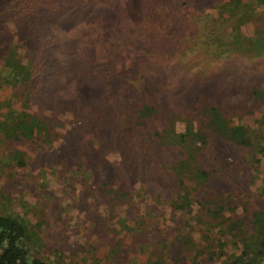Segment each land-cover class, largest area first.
<instances>
[{
  "label": "trees",
  "instance_id": "obj_1",
  "mask_svg": "<svg viewBox=\"0 0 264 264\" xmlns=\"http://www.w3.org/2000/svg\"><path fill=\"white\" fill-rule=\"evenodd\" d=\"M30 1L40 23L26 20L29 48L2 42L6 29L0 38V91L5 94L0 99V160L6 156L9 164L26 168L32 153L57 151L61 142L70 146L63 175L79 177L77 183L90 188L88 203L98 202L109 226L122 210H131L120 229L130 247L138 239L131 228L147 236L140 254L145 264H162L163 257L171 259L169 264H200L193 229L186 228L187 219H176L186 208L183 185L210 187L207 182L224 152L219 140L238 150L231 163L226 161L230 174L251 184L256 172H264V69L245 79L230 67L233 47L224 37L227 29L234 48L250 59L262 53V44L242 31L253 12L241 6L250 2L221 1L215 5L219 20L209 11L201 13L203 0L24 2ZM227 15L239 22L225 26ZM243 41L246 45L240 46ZM253 105L252 113L238 115L231 109ZM81 108L93 109V118L84 120ZM66 131L72 134L64 140ZM84 165L93 169L87 172ZM103 168L114 171L112 182L95 177ZM98 190L108 197L99 201ZM240 192L227 190V203L214 201L216 215L205 221L206 228L220 233L204 252L216 259L214 264H264V233L248 241L240 219L230 213L223 217L224 210L239 206ZM254 217L263 221V211ZM193 218L202 221L201 214ZM26 238L19 214L0 213V264H65L31 256ZM213 241L217 246L209 248ZM178 244L186 253L174 258Z\"/></svg>",
  "mask_w": 264,
  "mask_h": 264
},
{
  "label": "rangeland",
  "instance_id": "obj_2",
  "mask_svg": "<svg viewBox=\"0 0 264 264\" xmlns=\"http://www.w3.org/2000/svg\"><path fill=\"white\" fill-rule=\"evenodd\" d=\"M24 1L26 0H0V38L4 33V29H6L5 32L8 30L9 32L4 33L1 41L6 42L10 47L23 45L29 48V43L25 37L28 32L26 20L32 22L36 18V21L40 23L39 13H33L29 9L30 6H28L33 1L29 3ZM221 1L224 0L201 1V13L209 11L219 19L218 6L215 5ZM248 2H250V6L242 5L241 11L251 8L253 15L246 17L248 21L242 26V31L262 44V53L258 57L250 59L246 52L243 53L240 49L234 48L235 46H233L227 29L224 31V37L226 44L233 47L230 67L239 71L245 79L250 80L253 73L260 74L264 69V4L260 3V0H248ZM34 7L32 4L31 8ZM238 22V19L234 20L232 17L229 18L228 15L223 20L225 26ZM210 24L211 22H206L205 25L209 26ZM59 31L61 30L57 28L56 32ZM244 45H246V41L240 44V46ZM31 61H33L32 57L29 58V62ZM255 79L257 81V78ZM260 82L264 85V80ZM4 96L5 94L1 90L0 99ZM260 105L264 112V101ZM255 108L256 105L250 107L236 106L231 109H234L236 114L241 115L242 112L246 111L252 113ZM80 111L84 120L93 118V109L81 108ZM70 134H72L70 131H66L63 139L66 140L68 136H71ZM219 142L224 152L221 154L222 162L217 161V170L207 182V185L211 188H201L194 182L184 184L183 188L186 193L182 203L186 208L183 211L178 210L176 217L181 223H184L187 219L186 228L193 229L191 236L194 244H196V251L194 249V252L198 256L197 259L200 264H214L216 262V259H209L204 252L207 251V245L212 242L213 237L220 235V233L216 228H206L205 221L208 217L216 215L213 209L214 201L216 203H227L223 194L229 189L241 191V194L236 196V203L239 206L231 211L224 210L223 217L230 213L233 220L240 219L244 232L243 237L248 241L255 239L257 234L264 233V220L254 221L256 211H263L264 216V188L262 186L264 184V172H256L254 182L251 184L243 178L233 176L230 174L231 168L228 162L231 163L238 150L220 140ZM59 146L57 151L53 149L44 151L45 153L39 151L36 154L32 153V159L29 162L30 167L26 168L9 164L6 156L4 160H0V213L12 212L14 215L19 214L26 225L28 234L26 245L31 256H38L51 262L60 261L65 264H97L98 259H102V263L105 264H107L105 260L117 264H145V256L140 254L143 253V250H141L143 249L142 243L146 242L147 236L140 235L138 231L131 228L130 233L138 239L130 247L127 243L128 238L123 236V229H120L124 213L131 212V210H122L121 216H115L117 221L113 220L112 217L115 222L112 226H109L110 222L105 223L104 219L110 218L103 212L98 202L88 203L93 195L90 188L78 184L79 177L68 180L63 175L65 171L64 157L70 146H65L62 142ZM47 156L51 157V160L50 158L47 159ZM52 158L55 160L53 161ZM83 169L90 172L93 168L92 165H84ZM110 171L114 173L112 169L103 168L95 177L99 180L104 179L112 182L113 178L110 177ZM245 176L247 179L249 178L248 173ZM172 185L175 186V183ZM92 186L94 187V184ZM97 187L100 188V185L97 184ZM88 193L91 194V197L88 196ZM98 195L100 201L102 198L108 197L109 193L104 195L98 190ZM125 197L128 198L129 196ZM133 200L135 199L133 198ZM135 202L138 204L139 200L136 199ZM207 203L211 205V211L206 210ZM229 207H233V202L229 203ZM115 211H118V209H115ZM138 211L141 213V206ZM195 214H201L202 221L193 218ZM257 216L262 215L259 213ZM223 217H218V219L221 220ZM100 220L101 222L97 224ZM162 225L160 223V227ZM222 227L224 228L225 225L223 224ZM168 230H171V228L169 227ZM226 233H228L227 230ZM226 235L228 236V234ZM230 240L227 242L228 252L235 250L231 247L233 243ZM117 241H120V243ZM237 242L238 244L241 243L238 240ZM176 246L177 248H175L176 250L172 256L181 258L186 252L183 251L181 245ZM212 246L209 248L217 246V242L213 241ZM159 252V249H157L156 253ZM192 253L191 251L188 252L189 259L194 258ZM167 260L163 257L162 264H169L171 259H169V262ZM190 262L191 260H185L183 264H190Z\"/></svg>",
  "mask_w": 264,
  "mask_h": 264
}]
</instances>
